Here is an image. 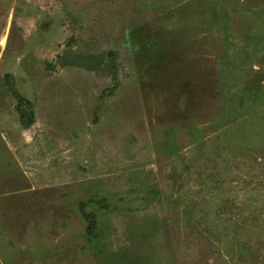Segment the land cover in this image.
I'll use <instances>...</instances> for the list:
<instances>
[{
  "label": "rangeland",
  "instance_id": "rangeland-1",
  "mask_svg": "<svg viewBox=\"0 0 264 264\" xmlns=\"http://www.w3.org/2000/svg\"><path fill=\"white\" fill-rule=\"evenodd\" d=\"M0 264H264V0H0Z\"/></svg>",
  "mask_w": 264,
  "mask_h": 264
}]
</instances>
